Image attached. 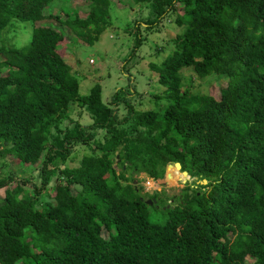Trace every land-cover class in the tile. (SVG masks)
<instances>
[{
	"label": "trees",
	"instance_id": "16d2710c",
	"mask_svg": "<svg viewBox=\"0 0 264 264\" xmlns=\"http://www.w3.org/2000/svg\"><path fill=\"white\" fill-rule=\"evenodd\" d=\"M82 1L85 17L68 0H0V160L40 162L32 190L10 171L0 177V264H264V0H132L149 13L124 61L151 25L182 7L172 21L183 29L152 65L165 88L161 111L160 95L155 108H139L145 94L131 85L108 100L100 84L79 93L60 52L65 36L35 22L55 19L92 44L110 24L111 1ZM53 2L58 13L45 14ZM16 21L32 25L31 37L8 47L3 33ZM188 67L227 79L218 99L181 89ZM73 102L85 126L70 115ZM90 139L79 165L61 168ZM174 162L196 177L194 187L145 198L132 175L160 185L184 178ZM49 187L54 201L44 202Z\"/></svg>",
	"mask_w": 264,
	"mask_h": 264
},
{
	"label": "rangeland",
	"instance_id": "374dc122",
	"mask_svg": "<svg viewBox=\"0 0 264 264\" xmlns=\"http://www.w3.org/2000/svg\"><path fill=\"white\" fill-rule=\"evenodd\" d=\"M110 1V24L92 44L76 38L67 27L62 26L55 19L46 18L35 22V25H50L59 29L65 36L66 39L61 45L60 52L64 53L67 62L72 68V73L78 78L79 93L81 95L88 94L91 87L95 84H100L103 99L108 100L116 89H126L131 85L136 91L145 94L142 98V103L138 105L139 108H155L157 105L151 99L155 95H160L156 108L161 111L166 101L163 97L165 88L158 83L152 65L160 63L170 53L175 36L183 29V27L176 26L172 21L175 19L176 13H182V7L178 6L176 8L170 20H164L158 26L156 24L151 25V29L146 33V36L144 34L143 42L136 49V54L131 59L124 61L132 50L135 41V25L139 24L140 20L144 21L149 13L148 4H136L132 0ZM67 5L69 8L77 10L78 15L81 17L86 16L88 10L86 1L68 0ZM59 6V2L51 3L45 9V14L58 13ZM31 29L32 25L28 22H14V25L10 28L7 27L3 33L5 45L8 47H21L27 44L31 37ZM141 32L143 34V31ZM180 75L181 89L183 91L187 90L193 94H208L217 99L219 98L220 90L227 84V79L222 76L219 78L214 75L199 77L192 67L183 68L180 71ZM69 113L81 122L83 126L89 122L87 113L85 111L82 112V108L77 102L70 104ZM91 140L86 144L76 145L67 154L65 161L59 164L61 168L63 166H78L81 156L89 153L90 147L94 146ZM113 164L116 167V172L119 173L121 170L117 166V160H114ZM39 165L40 162L33 166L21 167L17 163L11 162V159L2 158L0 160V177L7 175L8 171H10L15 176L14 178L19 179L25 185L26 190H32V184L40 185L37 175ZM173 166V163L169 165L170 168ZM158 169L163 170L164 166L160 165ZM129 173V171L125 172V176H129ZM132 176L134 185L139 187L140 193L145 198L157 192L158 199L181 196L186 186L192 185L195 180V178L190 177L186 182H183V179L186 178L184 176V178H174L160 185L150 180L145 173H136ZM148 180L150 181L149 183L147 182ZM70 188L71 192L75 194V187L71 186ZM42 192H45V190ZM47 192H49L50 196L45 195L43 201L53 202L54 200L51 196L54 194V189L49 187ZM3 197L4 188H0V200ZM170 202L171 200L168 201V203ZM103 234L105 235V230H103ZM252 261V259L248 258L246 264H251Z\"/></svg>",
	"mask_w": 264,
	"mask_h": 264
},
{
	"label": "water",
	"instance_id": "95a60500",
	"mask_svg": "<svg viewBox=\"0 0 264 264\" xmlns=\"http://www.w3.org/2000/svg\"><path fill=\"white\" fill-rule=\"evenodd\" d=\"M173 164H174V166H176V167L179 169V171H180V169H181V165H180V163H179V162H174ZM174 166H173V167H174ZM180 172L182 173L183 176L186 177V178L183 179V182H186L187 179H189V178L191 177V176L188 174V172H187L186 170H181ZM170 175H171V178H174V174L171 173ZM193 178L196 179V177H193ZM203 181L206 182V180H203ZM146 203L151 204V203H152V200L148 199V200H146Z\"/></svg>",
	"mask_w": 264,
	"mask_h": 264
},
{
	"label": "built area",
	"instance_id": "2783aa9c",
	"mask_svg": "<svg viewBox=\"0 0 264 264\" xmlns=\"http://www.w3.org/2000/svg\"><path fill=\"white\" fill-rule=\"evenodd\" d=\"M147 182L149 183L150 181L148 180Z\"/></svg>",
	"mask_w": 264,
	"mask_h": 264
}]
</instances>
